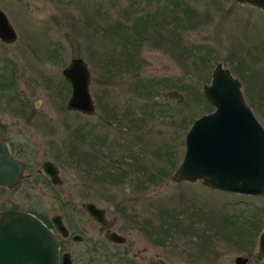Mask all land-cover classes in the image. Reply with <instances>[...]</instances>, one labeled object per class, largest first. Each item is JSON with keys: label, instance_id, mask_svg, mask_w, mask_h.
Wrapping results in <instances>:
<instances>
[{"label": "rangeland", "instance_id": "374dc122", "mask_svg": "<svg viewBox=\"0 0 264 264\" xmlns=\"http://www.w3.org/2000/svg\"><path fill=\"white\" fill-rule=\"evenodd\" d=\"M0 10L16 33L9 48L0 44V59L16 61L15 97L25 93L28 110L36 104L40 111L23 131L31 155L20 160L31 177L49 160L61 179L48 186L38 176L1 190L0 208L15 206L45 222L59 213L81 229L89 223L79 205L89 201L106 207L128 240L148 245L164 263L236 264L243 256L245 264H264L255 256L264 194L169 179L190 124L212 109L202 86L216 63L238 79L264 130L260 9L234 0H0ZM72 58L89 70L94 111L87 115L67 111V86L59 97L50 82L63 83L60 71ZM146 81L150 89L135 91ZM59 117L66 118L60 126ZM64 247L78 256L88 246Z\"/></svg>", "mask_w": 264, "mask_h": 264}, {"label": "water", "instance_id": "95a60500", "mask_svg": "<svg viewBox=\"0 0 264 264\" xmlns=\"http://www.w3.org/2000/svg\"><path fill=\"white\" fill-rule=\"evenodd\" d=\"M234 1L258 8L264 14V0ZM14 36L0 10V38L11 42ZM62 75L71 87L67 107L92 113L94 105L88 90L90 74L86 63L81 58H72L62 69ZM166 96L180 97L176 92ZM202 96L212 109L195 118L187 129L183 156L169 176L170 181H200L208 189L264 194V130L244 101L240 82L228 68L216 63L209 81L202 86ZM1 127L0 139L4 133ZM41 169L53 185L61 183L51 162H43ZM23 170V165L10 156L0 140V186H15L23 177ZM80 205L94 219L101 218L102 209L92 202ZM51 223L62 237L67 235L60 215L53 213ZM78 238V235L73 237L74 240ZM257 245L256 257H264V229L258 235ZM62 258L69 264L68 255ZM57 260V239L44 223L28 212L0 210V264H57ZM246 261V257L234 258L236 264Z\"/></svg>", "mask_w": 264, "mask_h": 264}, {"label": "flooded vegetation", "instance_id": "af4514ba", "mask_svg": "<svg viewBox=\"0 0 264 264\" xmlns=\"http://www.w3.org/2000/svg\"><path fill=\"white\" fill-rule=\"evenodd\" d=\"M14 34H15L14 39L11 42H6L0 38V44L2 45L3 49L9 48L15 42L16 40L15 31ZM14 62L16 61L9 59H3V60L0 59V126H2L1 128L4 132L0 140L2 141V143L5 144L10 156L23 165L24 170H23V177L21 178L19 183H17L13 187L0 186V191L1 190L12 191L14 189H18L24 180H27L29 178H35L38 176H39L38 178L41 179L43 182L47 183L48 186L53 185L50 182L49 176L46 175L41 169L43 162L45 161L51 162V161L42 160L39 165V168H35V173L31 177L28 173H25V168H26L25 161L20 160V157L22 156H24L27 159V157L31 155L29 153L30 149H28L29 147L27 146V142L29 141V139L27 140L23 138L24 136L28 138L30 136L24 134L23 131L27 127H29L32 121H34L36 115H40V111L38 110L39 105L36 104L33 106V109L28 110L26 106L31 103L30 101L31 99L25 93H21L18 96V98L15 97L16 88H14L13 85L14 83L12 84L11 81V76L15 73L12 71L14 67L13 65ZM65 66H63V68ZM62 69L60 71V74L61 77L63 78L62 81L63 83L60 84L59 82L50 81L53 82L54 93L60 97L61 92L63 93L65 92L64 85L67 86V92L69 90V95L65 101V109L67 111H76L87 115V113L85 112L72 110L67 107L66 104L70 96L71 87L70 84L65 80L64 76L62 75ZM8 91L11 92L6 93ZM4 97L6 99H2ZM51 113L52 115H55L54 112ZM56 121H58L57 125L60 126L59 122L61 121L65 122L66 118L63 117L61 120V117H59ZM12 131L14 133H12ZM51 163L56 167V165L53 162ZM56 169H57V175L60 178L58 168L56 167ZM79 206H80V210L82 211V215L84 216L83 217L84 220L87 221V223H89V225H83L81 229L79 228L77 229L69 224H65L62 219V215L57 213L58 215H60L62 222L65 228L67 229V235L65 237H62L54 229L53 224L51 223L52 215L49 217V220H46L45 222V219H42L36 214L30 212V214L37 217L42 223H44V225L47 228H49L54 233L58 243L57 264H65L62 258L64 254L68 255L69 264H74L76 257H77V262H79L80 264H94L96 261L98 262V264L101 261H104L106 263L108 261L109 264H176V263H164V261L162 260V255H160L159 253H157L153 257L151 256L148 245L139 244L136 246L137 243L135 242L134 239H131L130 236L128 240V234H127L128 231L120 228V225L115 218L114 220L108 219L109 213L106 207H99L95 205L97 208L102 209L101 218H99V220H96L92 216H90L81 207V205ZM0 210L23 211L15 206L0 208ZM129 222L131 224L133 223V221L130 220ZM113 234L115 235L114 237L115 239L112 238ZM75 235L79 236V238L76 240L73 239ZM120 239L122 241H120ZM66 241H68V245L70 243L73 244L84 243L88 247L86 248V250H84L83 253H78L77 254L78 256L76 255L74 256L73 253L70 252V250L65 249L64 243L66 244ZM105 248L107 250H105ZM256 258L259 261L264 260V257H260V258L256 257Z\"/></svg>", "mask_w": 264, "mask_h": 264}, {"label": "trees", "instance_id": "16d2710c", "mask_svg": "<svg viewBox=\"0 0 264 264\" xmlns=\"http://www.w3.org/2000/svg\"><path fill=\"white\" fill-rule=\"evenodd\" d=\"M150 88H151L150 81H146L145 83L138 82V84H136L134 87L135 91H145V90L150 89ZM156 105L157 104L153 103L151 106H149V108H153ZM145 108H148V107L145 106ZM148 112H151V111L149 110Z\"/></svg>", "mask_w": 264, "mask_h": 264}]
</instances>
